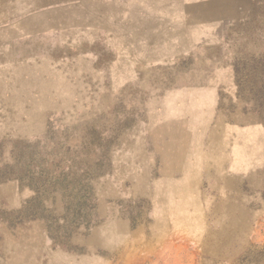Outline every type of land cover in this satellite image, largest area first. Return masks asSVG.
Wrapping results in <instances>:
<instances>
[{"label":"rangeland","instance_id":"374dc122","mask_svg":"<svg viewBox=\"0 0 264 264\" xmlns=\"http://www.w3.org/2000/svg\"><path fill=\"white\" fill-rule=\"evenodd\" d=\"M253 124L264 0H0V264H264Z\"/></svg>","mask_w":264,"mask_h":264},{"label":"crops","instance_id":"0c3cea01","mask_svg":"<svg viewBox=\"0 0 264 264\" xmlns=\"http://www.w3.org/2000/svg\"><path fill=\"white\" fill-rule=\"evenodd\" d=\"M174 96H167L168 102ZM175 101V100H174ZM225 133L230 139L228 175L242 177L248 170L264 164V128L260 124L234 126L228 125ZM220 165L219 162H216Z\"/></svg>","mask_w":264,"mask_h":264}]
</instances>
